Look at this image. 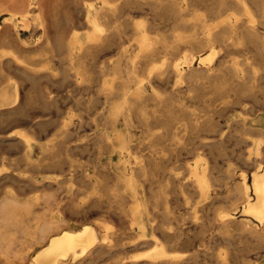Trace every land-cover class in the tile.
Here are the masks:
<instances>
[{"label": "bare ground", "instance_id": "obj_1", "mask_svg": "<svg viewBox=\"0 0 264 264\" xmlns=\"http://www.w3.org/2000/svg\"><path fill=\"white\" fill-rule=\"evenodd\" d=\"M37 3L26 0L22 11H13L12 2L8 7L1 0L0 15H8L0 22V42H12L19 53H64L58 79L70 77L74 84L88 82V61L96 51L110 48L112 53L99 67L104 75L97 88L102 103L93 118L108 128L89 142L95 150L93 163L89 157L94 154L88 153L87 159L76 150L88 144L76 141L84 125L80 116H61L49 129V120H29L30 131L0 135V141L20 146L32 167L51 165L60 172L51 180L27 177L19 185L27 190L8 189L0 196V259L11 264L7 260L21 258L13 247L26 240L27 245L35 242L28 264H64L66 259L84 264L138 244L149 247L126 258L118 256L115 264H264V33L255 25L256 14L264 16V0H71L81 15L79 28L66 14L62 17L68 33L61 34L58 25L52 36L40 2L32 19L43 29V39L31 47L16 15L28 28L31 7ZM136 3L148 4L161 19L131 22L134 30L128 36L123 25L135 18L129 12ZM55 20L53 15L52 23ZM167 20L169 27L159 30ZM246 41L253 44V58L225 59L231 48ZM7 50L0 54H9L14 69L27 70L28 61ZM8 80L0 85V116L6 105H12L7 110L13 115H23L20 106L14 107L18 81ZM42 93L38 99L54 102L50 91ZM234 108L237 113L230 115ZM230 137L237 141V172L227 168L228 173L218 174L216 157ZM35 147L39 156L33 158ZM179 153L194 154L191 162L182 164L183 175L177 171ZM76 178L80 184L72 188ZM64 182L70 200L90 188L72 211L84 215L96 205L99 219L68 227L62 197L55 193ZM179 199L193 218L186 227L177 223ZM86 200L90 204L84 205ZM126 232L132 234L129 242L123 240ZM236 236L250 243L234 249L230 245ZM182 243L188 245L179 251Z\"/></svg>", "mask_w": 264, "mask_h": 264}, {"label": "rangeland", "instance_id": "obj_2", "mask_svg": "<svg viewBox=\"0 0 264 264\" xmlns=\"http://www.w3.org/2000/svg\"><path fill=\"white\" fill-rule=\"evenodd\" d=\"M8 1H9V3H8ZM31 1H34L36 3L38 2V3L35 6L31 7V16H30L29 20H27L28 24H29L28 28H23L25 25L24 23H26L24 21H26V20H24V21L19 20L20 15L19 14L16 15V17L18 18V20H16L18 23V27H20L21 31L24 33L23 36L26 39V41L28 42L29 46L34 47L37 43H39L41 41V38L43 39V37H42L43 29H41L39 27V25L37 24V22L34 19H32L34 13L36 11H38L40 9V7L42 10H44V12L46 11L44 13V14H47V16L45 15V18H49V19H45V23H46L45 25L47 28L46 30L49 29L48 33L51 36L54 34L53 32H55L56 29L59 30L61 32V34L63 33V35L64 34L66 35L68 33L69 27L67 26V23L65 22L64 17H62L64 15L66 16V14L72 16L71 18H73V21L75 22L74 24L79 28V22H80L81 15L75 11V9L73 8V6L71 4V0H37V1L31 0ZM0 2H1V0H0ZM11 2H12L13 6L10 5ZM40 2H42V3L39 7L38 4ZM2 3L7 5L8 7L11 6L10 9H12L13 11H22L24 9L23 6H25L24 4H26V0H14V2H13V0H2ZM134 5L136 8L133 6L134 7V8H132L133 10L130 11L129 14L135 18H130L124 22L123 28H124V30L127 31V32H125V34H127L129 32H131L130 34H133L132 31L134 29H133V25L131 23L133 21H138V20L144 19L146 22H150L155 17L158 20L161 19L160 15L158 13H156L154 11V9H152V7H150L148 4L142 3V5L141 4L137 5V3H136ZM200 5H199V7H200ZM37 6L39 7V9ZM45 6H46V8H45ZM251 6L255 7V5H251ZM134 9H136V10H134ZM147 9H149V10H147ZM200 9L205 10L206 8L205 7L199 8L198 9L199 12L202 11ZM47 10H49V11H47ZM51 11H53L52 12L53 14L49 13ZM254 11H255V8H254ZM256 12L257 11H255V13ZM6 15H8V14L4 13V14L0 15V22L1 21L4 22L3 19ZM53 15L56 16V20L53 21L54 23H52V16ZM256 15H257L256 16L257 20L255 21V25H257L258 30L261 33H264V32H262V31H264V16H260L259 13H257ZM213 20H211V21H213ZM167 22H168V20L164 22V23H166L165 26H163V25L160 26L159 30H164L167 27H169L167 25ZM48 23H49V25H48ZM58 25H59V27L56 28ZM130 28H132V29H130ZM130 34L129 35L127 34V35L130 36ZM11 43L12 42H10V41L2 42L0 44V51L2 50V51L9 52L7 50V48L9 50L11 49L10 51H13V50L16 51V53L20 57H22L28 61V64H29L28 68H30V69L27 68V70L29 72L32 70L33 71H32V73L30 72L29 74H26L28 76V78H27V76L24 75V73L27 70H22V69L19 70L17 68L14 69L15 68V67H13L14 63H12V61L8 60V58L10 57L9 54H7V55L6 54H4V55L0 54V59L3 63V64L2 63L0 64V77H1L0 78V82H1L0 85H2V84L4 85L6 83L5 80L7 81V79H9V78L11 80H8V81H12V82L18 81L17 82V84H18L17 86L19 88L18 89V94H19L18 103L21 104L23 102L21 105H18L17 102L14 104V107L20 106V110L22 108V111H20V112H22L23 115H20L21 113L19 114V112L16 113V115H13L12 110H10V109L7 110L9 107H12V105L11 106H8V105L4 106V109H2L3 111H1L4 114L2 113L3 115L0 116V131L2 130V132H0V133H3V134H0V135H5L6 132H7V134L8 133L13 134V133H15V131H19V130L30 131V128H31L29 126L30 122H33L34 120H39V119L49 120L50 124L47 126L49 129L51 127V122H52V124H54L58 120L62 119V117L64 118L67 114L71 115L74 120H76V118L79 119V116H80L81 119L82 118L84 119V122H83L84 125H82L80 127V129H79L80 133L77 134L76 141H78V143H83V142L86 143L87 142L88 144L86 143L87 145L85 147H82L81 149H76V150L79 152V154L84 155V158L88 159L87 156H90L89 154H91L92 151L93 152L95 151L93 145L89 146L93 140V135L95 133L102 132V129H104V128H108V125L106 123H104L102 120L97 119L98 122H96V121L94 122L93 118H96V115H97L96 110L99 107V105H101V103H102V100L100 98L98 99V97L100 96L99 95L100 93H99V91H97V88H98L99 79L104 77V75L101 76V73L99 71V67H100V65H102V62L104 60L108 59L107 57L110 55V53H112V52H109L110 48L98 50V51H96L95 54L92 55V57L90 56L91 57L90 60H89V58L87 59V60H89L88 62L92 63L91 66L94 69V71L92 68H91V70H89V73L92 71L89 74L90 81L88 79L87 80L88 82H82L79 84H74V83H72V80L70 81V77H68V79H66L64 77L63 78L64 80L58 79V78H62V76L60 74L64 68V64H63V60H62L64 57V53L53 52V54L47 53L45 55H35L31 52L19 53V51H17L15 45L12 43L14 45V46H12ZM246 55H249L250 58H253L256 55L253 44H251V42H248V41L243 43L237 49L235 47L231 48V50H229L225 59H227V61H230L232 59L233 60L234 59L241 60ZM113 56H115V55L113 54ZM48 65L52 66V70L49 69ZM21 70L24 72H21ZM47 70L53 74L46 73ZM20 73H22L23 76ZM30 74H33V75H31L32 77L30 76ZM54 74H55V76H54ZM51 76H54V77H51ZM59 76H61V77H59ZM22 77H25L24 80L21 79ZM52 78H53V81L55 80L57 82H55V81L52 82ZM54 78H56L57 80ZM26 79H29V80L27 81ZM21 80H23V81L26 80L28 83L25 81V84H24V82L23 81L21 82ZM61 80H62V82H61ZM68 80L70 82H68ZM32 82H34V83H32ZM83 84H86V85H83ZM19 85H20V87H19ZM23 85L26 87H22ZM43 91H44V93H42ZM49 91H50V95L54 97V99H53L54 102L52 104H51V102H48V101H46L44 103L40 99H38L40 97L41 93L46 94V93H49ZM27 93H29L30 97L29 96L28 97L31 98V100L27 98V95H28ZM24 96H26V97H24ZM21 99L24 101H22ZM24 102H25V104H24ZM5 108L7 111L5 110ZM24 109H25L26 113H23ZM197 109L198 108H195L194 111H197ZM7 113L8 114L10 113L13 116H11L10 114L7 115ZM236 113H237V108H234L233 110H231V112H229L230 115H233ZM220 119H222V118H220ZM29 120H30V122H29ZM13 124H15V126ZM11 130H12V132H11ZM91 136H92V139L90 138ZM0 142H1L0 143V196L3 194V192L5 190H8V189H12V190L15 189V191H17V192H21L25 188L27 190L28 189L27 186H24L22 188V187H19V185L25 184L26 182H24V181L26 180L27 177H30V176L43 178V180H51V179L55 178V176L60 177L59 176L60 172L58 171V169H56L54 166H51V165L39 166V167H37L38 168V171H37V168L35 166L32 167L31 163L28 164V162L25 161V159L22 156V150L20 149V146H18V147L13 146L10 142H6V141L5 142L0 141ZM8 143L10 146L12 145L13 148L10 147L8 145ZM1 146H3V148H1ZM37 153H38V148L35 147L34 151L32 152L33 158H35L36 156H39ZM92 154H94V156L91 155V157H93V158L91 159V157H89L90 158L89 161L93 163V161H94L93 159L95 158V153H92ZM177 155H179L176 157V158L179 157L178 162H177L178 163V168H177L178 170L177 171H178L179 175H183L182 173L185 174L186 171L184 169L185 166L184 165L182 166V164L185 163L186 161L191 162L194 158V154L179 153ZM20 156H22V157H20ZM73 156L78 157L79 155L73 154ZM1 157H2V159H1ZM5 157H8V158L5 159ZM218 157H219V159H218ZM20 158L22 159V161ZM182 158H184V160ZM216 158L218 160L216 163V168H214L216 173H218V174H224V172L228 173L226 170L227 168H233V169L236 168V170H234V171L237 172V141H235L233 137L228 138L225 141L223 151ZM23 159H24V161H23ZM186 159H188V160H186ZM82 161L85 162V160H82ZM49 167H51V168H49ZM54 168L56 169L57 172H54L55 171ZM10 175H11V177H10ZM8 177H9V179H8ZM20 177H21V179H19ZM10 178H12V179H10ZM18 179H19V181H18ZM19 183H22V184H19ZM79 184H80V180L78 178H76L75 181L73 182V184L71 185V187L76 188V187H78L77 185H79ZM68 186H69V184L64 182L61 184V187L59 189H56V191H55L56 196L58 198L62 197V203H63L62 206L64 208L62 216L65 219H67L65 221H66L68 227L77 228V227H80L83 223L90 224V223L96 221L97 219H99L100 215L98 213H95V211H96L95 209H97L96 205H92L91 208L89 209V212H87V214L84 213V215L80 214V213H75L72 211L73 206L78 205V202L80 203V201L83 200V199L80 200L79 198H82V197L85 198V196L89 195L90 188H87L88 190H85L86 187L82 188L83 190L78 191L79 196L78 195L76 196V200H70V199H67V197H65L66 196L65 195L66 190H67ZM21 188H22V190H21ZM22 194H23V195H21L22 197H26L27 195H29V193H22ZM194 196H195L194 194L191 195L192 201L194 199L196 201V199H197V197L195 198ZM89 201L90 200H88V201L86 200L83 204L84 205L90 204ZM178 202L177 203L179 204V206L177 205L178 207H177V213L176 214L178 215V217L179 216L180 217H179L177 223L179 225H181L182 227H186L192 223L193 218L190 214V209L184 210V207L182 206V202L180 199L178 200ZM71 211H72V213H71ZM65 214L67 215V217ZM126 234L124 235V233H123L122 236L124 237L123 240L127 242L129 239H131L130 237H132V234H129L130 236L128 235L127 232H126ZM128 237H129V239H128ZM18 238L21 239L19 236H18ZM125 238H126V240H125ZM21 243L20 244L18 243V245H22V246H18V245L16 246L15 245L13 248L15 251L17 250V252L21 253L22 257L21 258H15L13 260H11V259L7 260L8 262H11V264H15L16 261H18V262H16V264H18V263L19 264H23V263L28 264V256H29V254H32L33 250L31 252H30V250L32 249V246L34 245L35 242H33L32 244H31V242H29L28 243L29 246L27 245L26 240H25V244L24 243L21 244ZM232 243H231L232 245H230V246L234 247V249L238 250L244 244H249L250 242L245 241L243 239L239 240V239H237V236H236V239H234L232 241ZM23 244L26 246H23ZM185 245H188V244L182 243L181 245L177 246L178 247L177 249L179 251H183V249L186 247ZM133 246H131V247L125 246V248H120V249L116 250V252L114 254H112L111 258L108 257L107 255H104L103 257L97 258V260H95V261H92L89 263H84V264H98V263L99 264H115V260H116V258H118V256L125 255L123 257L126 258L127 256L129 257L135 253L144 252L149 247L148 245H143V244L142 245L138 244L137 246L135 245L136 247L135 246L133 247ZM105 257L106 258L108 257V258L105 260ZM25 259H27L26 262H25ZM0 264H5L4 260L0 259ZM64 264H76V262H73L70 259H66L64 261Z\"/></svg>", "mask_w": 264, "mask_h": 264}]
</instances>
